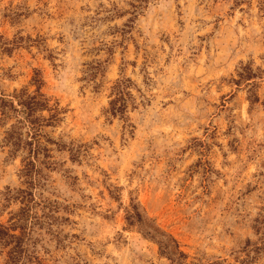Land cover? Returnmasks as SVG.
<instances>
[{"label": "rangeland", "instance_id": "rangeland-1", "mask_svg": "<svg viewBox=\"0 0 264 264\" xmlns=\"http://www.w3.org/2000/svg\"><path fill=\"white\" fill-rule=\"evenodd\" d=\"M36 71L64 112L36 163L31 264H264V0H0V93ZM121 76L127 121L105 111ZM1 118L7 225L28 185Z\"/></svg>", "mask_w": 264, "mask_h": 264}, {"label": "trees", "instance_id": "trees-1", "mask_svg": "<svg viewBox=\"0 0 264 264\" xmlns=\"http://www.w3.org/2000/svg\"><path fill=\"white\" fill-rule=\"evenodd\" d=\"M133 6L136 7V5ZM127 26L131 27V25ZM31 84L35 86L32 92L26 87H21L18 90L14 89L10 95L0 93V114L4 125L8 120H14L4 131L3 142L10 146L11 154L18 150L26 152V156L22 157L20 176L28 185L25 189L19 188L15 191L8 189L5 195L6 201L20 198L23 205L11 215L7 225L0 223V243L8 247L3 264H31V259L34 258L26 245L34 224L31 214L34 201L31 187H34L42 177L36 163H43L46 166L52 164L48 160L51 157L50 149L43 143V139L50 143L54 141L47 137L44 127L60 121L61 114L64 112L58 102L50 103L51 99L41 90L44 81L39 71L34 73ZM132 86H134L133 81L126 76H121L115 81L105 110L109 115L113 117L118 115L124 121L128 120L127 109L136 107L135 97L131 91ZM127 126L132 125L127 123ZM132 217L139 220L137 212H134ZM147 233L149 234V231ZM161 246L164 249L162 252L170 253L167 245L162 243Z\"/></svg>", "mask_w": 264, "mask_h": 264}]
</instances>
